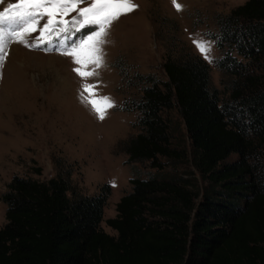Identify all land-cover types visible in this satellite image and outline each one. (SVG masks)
Returning a JSON list of instances; mask_svg holds the SVG:
<instances>
[{"label": "trees", "instance_id": "1", "mask_svg": "<svg viewBox=\"0 0 264 264\" xmlns=\"http://www.w3.org/2000/svg\"><path fill=\"white\" fill-rule=\"evenodd\" d=\"M211 36L223 89L177 34L162 36L165 80L131 79L122 108L138 132L122 146L147 171L105 220L116 235L100 225L108 184L84 195L64 169L15 175L0 264H264V0L218 17Z\"/></svg>", "mask_w": 264, "mask_h": 264}, {"label": "rangeland", "instance_id": "2", "mask_svg": "<svg viewBox=\"0 0 264 264\" xmlns=\"http://www.w3.org/2000/svg\"><path fill=\"white\" fill-rule=\"evenodd\" d=\"M245 1L177 0L183 6L177 11L173 0H134L139 7L114 23L107 37V66L87 81L97 84L99 94L115 102L103 121L82 101L85 81L73 71L76 65L71 57L12 44L0 78V227L6 212L1 196L13 176L46 181L60 168L70 171L71 185L84 195L109 185L100 225L116 235L105 220L116 215L117 202L131 190L130 178L145 177L147 171L142 165L128 163L122 146L138 132L137 112L122 108L123 101L137 92L133 75L165 80L162 36L172 40L177 34L210 65L213 84L223 89L222 75L214 64L221 51L211 35L217 18ZM197 38L211 43V63L193 43Z\"/></svg>", "mask_w": 264, "mask_h": 264}, {"label": "snow or ice", "instance_id": "3", "mask_svg": "<svg viewBox=\"0 0 264 264\" xmlns=\"http://www.w3.org/2000/svg\"><path fill=\"white\" fill-rule=\"evenodd\" d=\"M83 5V6H82ZM177 11L183 6L173 0ZM0 78L12 44L32 50L55 51L71 57L73 71L85 81L81 99L101 121L116 107L109 96H101L97 84L87 83L107 66L104 47L114 23L133 13L134 0H0ZM75 14V15H73ZM200 53L211 63V43L194 39Z\"/></svg>", "mask_w": 264, "mask_h": 264}]
</instances>
